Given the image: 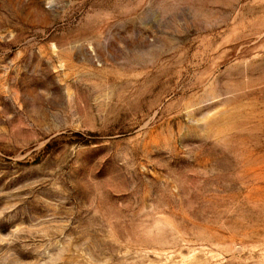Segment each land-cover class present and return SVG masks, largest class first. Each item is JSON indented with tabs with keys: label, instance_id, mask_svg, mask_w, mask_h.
Wrapping results in <instances>:
<instances>
[{
	"label": "rangeland",
	"instance_id": "obj_1",
	"mask_svg": "<svg viewBox=\"0 0 264 264\" xmlns=\"http://www.w3.org/2000/svg\"><path fill=\"white\" fill-rule=\"evenodd\" d=\"M0 264H264V0H0Z\"/></svg>",
	"mask_w": 264,
	"mask_h": 264
}]
</instances>
